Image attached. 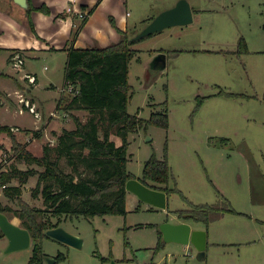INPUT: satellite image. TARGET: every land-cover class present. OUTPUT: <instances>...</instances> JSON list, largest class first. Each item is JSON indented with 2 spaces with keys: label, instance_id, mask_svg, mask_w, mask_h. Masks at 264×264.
<instances>
[{
  "label": "rangeland",
  "instance_id": "obj_1",
  "mask_svg": "<svg viewBox=\"0 0 264 264\" xmlns=\"http://www.w3.org/2000/svg\"><path fill=\"white\" fill-rule=\"evenodd\" d=\"M119 1L117 16L123 14L129 30L134 24L141 30L144 19L180 0ZM188 1L193 22L167 27L137 42V53L129 66L133 95L128 111L148 121L129 134L128 169L141 178L152 155L166 157L172 171L170 186L176 190L168 195L166 208H153L135 194H128L126 214L69 216L61 225L80 235L83 246L43 237V249L55 257L54 264H111L116 259L122 264H264V0ZM20 7L14 0H0V124H20L12 128L17 139L42 155L45 143L58 142L51 131H45V123L57 118L73 129L75 115L87 121L92 114L65 107L72 96L65 86L67 51H28L9 44L7 39L21 36L18 28L31 29L27 10ZM104 11L98 15L104 17ZM241 38L246 41V50L225 53L236 51ZM17 48L24 51L26 64L21 67L14 66L10 56ZM159 53L166 54L165 58L158 59ZM26 71L37 73L38 83L27 86ZM21 94L36 103L41 119L26 109L21 111ZM164 106L167 123L161 115L151 119L152 113L164 111ZM27 127L44 129L43 137L34 138ZM117 127L112 126L111 137L120 145L123 138ZM67 160L62 158L60 165L72 171ZM14 166L43 169L19 159L12 138L2 132L0 178ZM78 168L77 175L91 174L82 163ZM37 181L36 175L24 183L13 178L8 185L21 184L26 202L46 207L42 196L33 195ZM220 199L227 200L234 211L209 224L191 220L193 228L204 226L207 230L204 258L198 257L194 244L165 241L160 234L162 223L181 219L178 209ZM0 200L19 207L1 186ZM11 219L20 224L18 217ZM7 247L8 238L1 236L0 264H33L32 244L16 251H7Z\"/></svg>",
  "mask_w": 264,
  "mask_h": 264
},
{
  "label": "trees",
  "instance_id": "obj_2",
  "mask_svg": "<svg viewBox=\"0 0 264 264\" xmlns=\"http://www.w3.org/2000/svg\"><path fill=\"white\" fill-rule=\"evenodd\" d=\"M28 2L29 6L25 8L27 21L30 28L35 31L31 13L34 10H42L49 14L50 9L46 5L36 7L32 0ZM77 15L79 16V13ZM87 18L88 14L83 17L82 23ZM153 18L149 17L144 21L149 22ZM111 20L121 34L119 41L107 46L75 47L74 42L78 36L76 31L67 47L65 86L72 85L73 90L65 107L70 110L89 111L92 115L87 121L75 115L76 127L63 128L57 135L56 145L51 141L44 144L42 155H37L27 148V144L17 139L12 128L19 126L0 124V133L5 132L10 135L18 158L28 165L43 167V169L35 166L20 169L14 166L3 178H0V186L7 184L3 189L5 195L17 201L19 205L18 208H13L0 200V211L5 212L10 219L14 216L18 217L20 225L29 229L32 236L30 262L33 264H44L47 253L43 249L42 238L50 237L46 231L61 225L69 216L93 217L97 214L127 213L126 182L136 177L128 169L130 144L128 137L130 133L145 126L148 121L128 111L129 99L133 95L132 85L129 82V66L137 53L134 45L155 33L135 39L140 29H136L135 26L133 30L129 28L122 30L117 27L113 18ZM246 49V41L241 38L236 51L226 50L225 53L240 54ZM16 52L23 55L22 49L17 48ZM12 55L13 53L10 56ZM167 112L164 106V111L152 113L151 119L153 116L161 115L167 123ZM113 125H118L117 134L123 138L120 145L111 137ZM28 130L32 131L34 138L43 137L44 129ZM62 158L68 159L72 171H66L60 165ZM80 163L90 170V175H77ZM35 175L38 181L33 195L42 196L46 207L32 206L26 202L22 197L21 184L8 185L13 178L24 183ZM171 177L172 171L166 157L159 159L152 155L145 162L139 179L150 187L166 191L169 195L176 190L175 187L170 186ZM233 211L234 208L227 200L220 199L212 204L192 203L189 208L178 209L176 212L183 220L209 224L222 218L227 212ZM160 234L163 235L161 230ZM1 236H4V233L0 229ZM58 257L59 255L56 256ZM102 258L104 261L109 260L106 256Z\"/></svg>",
  "mask_w": 264,
  "mask_h": 264
},
{
  "label": "crops",
  "instance_id": "obj_3",
  "mask_svg": "<svg viewBox=\"0 0 264 264\" xmlns=\"http://www.w3.org/2000/svg\"><path fill=\"white\" fill-rule=\"evenodd\" d=\"M32 2L33 5L36 7L46 5L50 9V13L47 14L42 10H34L31 13V18L34 22L36 32L29 29L27 26L26 27L23 26L22 28H18L17 30V32L18 31L20 32L19 34H21V36L17 35L15 36L16 38H14L13 40L7 39L9 44H15L16 47H21L24 50L67 51V47L71 42L73 33L76 31L78 32V36L74 42L75 47H86L88 45L107 46L111 43L119 41L121 37L119 31L113 25L111 18L114 19L118 28L122 30H126L127 28H130L129 22L128 20H126L123 14L117 16L119 10L118 8V3L120 2L119 0H32ZM103 9L105 10L104 17L98 15L99 11L100 10L102 11ZM79 10L88 14V18L84 23H82L83 18L77 15ZM149 17H155V16L150 15ZM144 23L147 24L148 22H144ZM4 26H9V25H4ZM135 26L136 24L132 25L133 28H135ZM26 72H32V71H26ZM32 73H34L37 76V79L39 81L38 74L35 72ZM0 82H1V78H0ZM21 88L23 91L27 92V88L24 87ZM40 103L43 104L42 101H40ZM67 110L72 111L70 109ZM51 121L48 124L45 123V131L48 129L47 131L49 133L51 131L54 137H57V135L62 132L63 128L72 129V127H67L65 125L66 123L68 124L67 121H65L66 123L63 124L62 122L59 123L57 118H53L51 119ZM8 125H16L21 127L20 124L12 123ZM57 125L61 128L57 129L56 128ZM128 194H134V193L128 191ZM128 194L127 197L129 196ZM180 221H186V220L180 219L177 222ZM186 222L191 223V221L189 220H187ZM199 228L204 229V226ZM47 255L49 254L47 253ZM116 261L119 264H122L121 259H116Z\"/></svg>",
  "mask_w": 264,
  "mask_h": 264
},
{
  "label": "water",
  "instance_id": "obj_4",
  "mask_svg": "<svg viewBox=\"0 0 264 264\" xmlns=\"http://www.w3.org/2000/svg\"><path fill=\"white\" fill-rule=\"evenodd\" d=\"M17 4L24 8L29 6L28 0H14ZM193 9L188 0H180L178 3L168 8L151 21L135 36V39L148 36L152 33L162 31L163 29L176 25H187L193 22ZM159 58H165L164 53H159ZM126 189L141 200L152 207L166 208L168 204V195L164 190L150 187L143 183L139 178L133 177L127 180ZM0 229L8 238L7 251H16L29 248L32 244V236L26 227L15 223L9 216L0 211ZM160 230L165 241H178L184 244L192 243L198 249V257H205L207 247L208 234L203 228H193L191 223L186 221L165 222L160 225ZM50 237L69 246L81 248L83 246V238L67 230L64 226L50 228L46 231ZM45 261L48 264H54L56 259L53 256L46 255ZM111 264H119L116 260H112Z\"/></svg>",
  "mask_w": 264,
  "mask_h": 264
},
{
  "label": "built area",
  "instance_id": "obj_5",
  "mask_svg": "<svg viewBox=\"0 0 264 264\" xmlns=\"http://www.w3.org/2000/svg\"><path fill=\"white\" fill-rule=\"evenodd\" d=\"M78 13H79V16L82 17V18L85 17V15H86L85 12L80 11V10L78 11ZM127 15H129V11L127 12ZM11 59H12L13 65L16 66V67H21V66H23L25 64V59L23 58V55H21L19 52L13 53V55L11 56ZM24 77L27 78L26 79L27 82L25 81L27 86L37 83L36 82L37 81V76L34 73H30V72L25 73ZM68 87L70 88V91L73 90V86L72 85H68ZM20 98H21L20 101L23 102L21 111H23V109H26L31 114H33L36 118H38V119L42 118V115L37 111L36 103L32 102L29 97L28 98L24 97L23 94L20 95ZM6 186H7V184L1 186V188L4 189Z\"/></svg>",
  "mask_w": 264,
  "mask_h": 264
}]
</instances>
